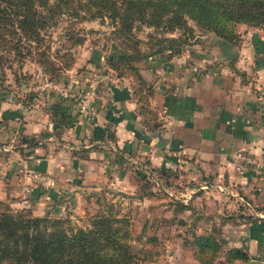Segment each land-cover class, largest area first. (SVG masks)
Instances as JSON below:
<instances>
[{
	"label": "crops",
	"instance_id": "crops-1",
	"mask_svg": "<svg viewBox=\"0 0 264 264\" xmlns=\"http://www.w3.org/2000/svg\"><path fill=\"white\" fill-rule=\"evenodd\" d=\"M140 72L150 82L149 116L134 93L113 101L110 92H97V115L86 119L58 91L45 93L39 104L0 91V142L5 137L0 143V193H19L17 172L31 166L55 181L40 198L30 200L33 210L52 197L59 206L85 212L92 196L130 184L134 171L126 160L136 163L139 172L144 168L164 177L188 170L198 181L211 179L226 187L234 199L236 189L253 195L251 185L264 192V173L242 175L233 168L231 153L239 148L257 152L259 136L232 69L190 65L182 55L164 52L145 58ZM159 141L165 147L157 146ZM251 209L256 220L232 223L229 230L249 258L264 260V208Z\"/></svg>",
	"mask_w": 264,
	"mask_h": 264
},
{
	"label": "rangeland",
	"instance_id": "rangeland-1",
	"mask_svg": "<svg viewBox=\"0 0 264 264\" xmlns=\"http://www.w3.org/2000/svg\"><path fill=\"white\" fill-rule=\"evenodd\" d=\"M84 14L60 13L40 30L43 39L39 47L47 49L50 58L60 66L59 55L65 53L68 57L70 65L63 68L58 77L53 75L50 66L39 64L33 52L24 54L27 52L25 45L20 51L0 47V91L10 97L22 94L30 103L39 104L45 93L57 92V89L44 86L46 81L64 86L69 80H74L76 90L83 87L88 79H95L98 96L110 92L108 82L127 85L132 93L134 89L137 91L136 97L140 98L137 100L138 107L148 108L150 82L140 72L145 58L130 57L127 65L119 61L113 55L118 40L113 39L109 18L87 17ZM227 28V37H219L195 26L196 40L181 43L179 51L165 50L161 53L182 55L184 62L190 65L232 69L237 81L243 85L246 105L254 118L253 131L259 136L258 151L251 152L258 160L264 161V30L245 22L228 23ZM132 32L141 40L137 47L145 51H150L146 42H154L148 34L160 35L153 26L140 22L134 23ZM219 41H227L232 51H238V55L226 59ZM38 69L45 72V80L36 77ZM36 85L40 87L37 91L34 89ZM49 125L52 123L49 122ZM2 140L5 141V137ZM125 162L134 171L130 184L119 189L107 188V192L101 191L92 196V205L90 208L86 206L85 212L68 210V204L59 206V199L52 197L33 210L30 200L40 198L46 191L39 187L32 191L24 190L28 170L34 169L31 166L17 172L21 188L19 193L7 196L0 193V206L33 215L63 216L69 218L73 225L82 226L96 214L124 216L131 235L128 243L135 254L133 264L247 263L250 256L247 249L233 243L232 230L229 229L232 223L237 224L250 217L256 220L257 216L251 208H264V192L260 194L256 185L250 187L254 197L236 189L234 199L230 195L232 191L226 187L216 186L211 179L198 181L197 175L188 170H174L164 177L144 168L139 172L134 167L136 163ZM241 196L250 202L249 205L241 200ZM197 236L208 241L202 250ZM236 249L245 252L248 259L233 254Z\"/></svg>",
	"mask_w": 264,
	"mask_h": 264
},
{
	"label": "trees",
	"instance_id": "trees-1",
	"mask_svg": "<svg viewBox=\"0 0 264 264\" xmlns=\"http://www.w3.org/2000/svg\"><path fill=\"white\" fill-rule=\"evenodd\" d=\"M80 12L109 18L113 39L118 40L113 55L125 65L130 57L179 51L181 43L198 37L195 26L219 37H227L228 23L233 22L264 30V0H0V47L20 51L25 45L24 54L33 52L36 61L50 66L58 77L70 65L68 57L59 55L60 66L50 58L47 49L39 47L40 30L60 13ZM135 22L153 26L160 33L148 34L154 41L146 42L150 51L137 47L141 40L132 32ZM136 92L134 89V95ZM139 108L152 114L149 107ZM130 236L124 216L96 214L82 226L63 216L33 215L0 206V264H133ZM196 239L201 250L208 243L199 236ZM232 252L248 259L239 249Z\"/></svg>",
	"mask_w": 264,
	"mask_h": 264
},
{
	"label": "built area",
	"instance_id": "built-area-1",
	"mask_svg": "<svg viewBox=\"0 0 264 264\" xmlns=\"http://www.w3.org/2000/svg\"><path fill=\"white\" fill-rule=\"evenodd\" d=\"M41 68V67H40ZM37 78L45 80V72L38 69ZM57 89L62 97H69L75 104L76 110L80 116L86 119H92L97 115L96 98L98 92V84L95 79H88L86 84L80 89H74L75 81L69 80L66 85L45 82L44 86ZM41 89H43V87ZM40 87L36 85L34 89L37 91ZM37 93V92H36ZM233 168L239 174L245 175L252 172L255 175L262 176L264 173V161L258 160L256 156L249 150L239 148L231 153ZM55 186L54 178L45 172L35 169H29L26 175V182L23 184L25 191H32L35 188L50 189ZM242 201L248 204L242 197Z\"/></svg>",
	"mask_w": 264,
	"mask_h": 264
},
{
	"label": "water",
	"instance_id": "water-1",
	"mask_svg": "<svg viewBox=\"0 0 264 264\" xmlns=\"http://www.w3.org/2000/svg\"><path fill=\"white\" fill-rule=\"evenodd\" d=\"M219 43L221 46L220 49H221L222 55L226 59H232L236 55H238V51L237 50L232 51L230 44L227 41H219ZM107 85L111 93V99L113 101L126 100L130 98L132 90H130V88L127 85L120 86V85H116L110 82H108ZM157 146L165 147L164 141H159L157 143ZM246 264H264V260L257 259V258H249Z\"/></svg>",
	"mask_w": 264,
	"mask_h": 264
}]
</instances>
